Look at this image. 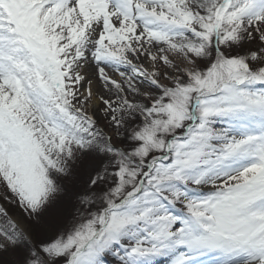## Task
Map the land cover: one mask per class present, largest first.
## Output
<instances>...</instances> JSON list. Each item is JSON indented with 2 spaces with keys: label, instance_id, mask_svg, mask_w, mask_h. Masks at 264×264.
Wrapping results in <instances>:
<instances>
[{
  "label": "snow or ice",
  "instance_id": "1",
  "mask_svg": "<svg viewBox=\"0 0 264 264\" xmlns=\"http://www.w3.org/2000/svg\"><path fill=\"white\" fill-rule=\"evenodd\" d=\"M0 264H264V0H0Z\"/></svg>",
  "mask_w": 264,
  "mask_h": 264
},
{
  "label": "rangeland",
  "instance_id": "2",
  "mask_svg": "<svg viewBox=\"0 0 264 264\" xmlns=\"http://www.w3.org/2000/svg\"><path fill=\"white\" fill-rule=\"evenodd\" d=\"M109 259H112L111 257Z\"/></svg>",
  "mask_w": 264,
  "mask_h": 264
}]
</instances>
